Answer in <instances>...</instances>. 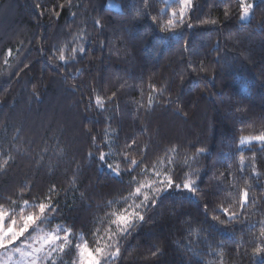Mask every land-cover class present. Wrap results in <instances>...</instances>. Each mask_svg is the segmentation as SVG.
<instances>
[{
  "label": "trees",
  "instance_id": "obj_1",
  "mask_svg": "<svg viewBox=\"0 0 264 264\" xmlns=\"http://www.w3.org/2000/svg\"><path fill=\"white\" fill-rule=\"evenodd\" d=\"M116 1L0 0V211L55 209L15 246L61 228L48 264L82 243L118 245L101 264H264V143L240 144L264 135V0L246 23L241 0H193L167 31L179 2ZM169 175L198 191L154 192Z\"/></svg>",
  "mask_w": 264,
  "mask_h": 264
},
{
  "label": "snow or ice",
  "instance_id": "obj_2",
  "mask_svg": "<svg viewBox=\"0 0 264 264\" xmlns=\"http://www.w3.org/2000/svg\"><path fill=\"white\" fill-rule=\"evenodd\" d=\"M182 6L179 12V19L177 20V13L173 12L172 17L173 19L168 20V24L164 26L161 31H167L168 28L174 27L177 24L183 23L184 19V9L188 7L191 4V0H181ZM241 7L244 12L245 18L247 17L248 13L253 9L254 5L251 4H245L243 0H241ZM97 24L100 22L97 21ZM165 37L161 36L160 39H164ZM218 50V49H217ZM73 53H76L77 51L81 54L84 53L85 49L83 47H79L77 49L72 50ZM61 62H65L64 55H60L59 57ZM252 139V138H249ZM254 139L259 140L261 142H264V135H260L258 137H255ZM241 143L243 144L244 141L242 140ZM106 157L104 153H101L99 156V160L101 163L105 161ZM135 163V162H133ZM107 167L110 170H113L114 174H118L115 169H112V165H107ZM159 175V174H157ZM159 184L163 187H158L153 189L154 192H159L161 194L163 193H171L176 192L178 194H183L184 191H187L188 193L194 194L196 191H198L197 188V182L193 180H186L182 183H176L175 180L169 175L165 179H162L159 181ZM142 187H149L151 186H142ZM141 192V188L136 189V193L139 195ZM246 196V193H245ZM159 196L149 197V195L144 194L143 199L139 204H136L134 206L135 209L144 208L145 210L149 206H155V204L158 202ZM131 207V206H130ZM206 207V206H205ZM39 213L40 215L37 216L35 214H29L22 217V223L19 224L16 219H11V223L8 224L5 220L6 213L0 211V249L7 250L9 246H12L16 244L17 241L21 239V237H24L25 233H28L31 231V225L40 220L41 223L44 221L41 220V217H44V220H47V216L45 215L46 212L55 211L54 207L50 204L40 203L38 205ZM233 219V215L228 216V221L230 222ZM144 215L140 211H128L125 210L123 213H121L118 216V219L116 221H113V223H117L121 230V235L128 234L129 230L135 227V224L137 221L143 222ZM226 221H220L221 224L225 223ZM262 236H264V232L261 233ZM35 239V238H33ZM67 239V237L65 238ZM59 236H48L43 238V244H46L50 249L53 251L55 250V241H59ZM32 245L29 244L28 248H31ZM60 250H64V244H60ZM14 251L20 254L21 258L24 257H33L31 264H36V261L40 259L39 256H35L34 253H40L43 251V248H36L34 251H24L21 247H15ZM254 255H259L264 257V245L257 246L254 250ZM105 249L102 247H96L94 250H90L87 245H84L82 247V250L80 252V264H101V258L107 260L112 259L115 256L119 254V247L117 245L116 250L114 253L109 252L106 256L104 255Z\"/></svg>",
  "mask_w": 264,
  "mask_h": 264
},
{
  "label": "rangeland",
  "instance_id": "obj_3",
  "mask_svg": "<svg viewBox=\"0 0 264 264\" xmlns=\"http://www.w3.org/2000/svg\"><path fill=\"white\" fill-rule=\"evenodd\" d=\"M173 1L179 2L180 6H182L181 0H166L167 6L170 5V3L173 2ZM192 2H193V0H191V4L184 9V13L187 12L193 6L192 5ZM243 2L245 4H251V5H254V6L256 4L255 3L256 0H243ZM107 7L111 8V9L112 8L113 9H117V10H120L121 9L120 8V3L117 2L116 0H108ZM252 11H253V9L248 13L247 17H245V18L242 19V17L244 16V12H243V9H242L241 17L239 19L240 22H244V23L249 22L250 19H251V17H252ZM258 136H260V135H258ZM258 136H251V135L243 136L241 138V140H240L241 146H246L249 143L250 144H253V143L263 144L264 142H261L259 140L254 139L255 137H258ZM249 138H252V139H249ZM242 140L244 141L243 144L241 143ZM133 210L138 211V209H135L133 207L130 208V209H128V211H133ZM115 219L117 220L118 219V216ZM5 220H6V222L8 224L11 223V221L10 222L8 221V214L7 213H6V216H5ZM115 225L117 227H119L117 223H115ZM60 230H61V228H54L51 231L37 230V231L34 232V235H32L30 238H28V240H26L24 243H22L20 245H17V246H15V244L12 245V246H9L7 250L0 249V264H31V261H32L33 257H24V258H21L20 257V254L14 251V248L15 247H21L24 251H34V249L41 248L42 247L43 248V251L42 252H40V253H34L35 256H39L40 257V259H38L36 261V264H48L52 260V258H54V256L61 251L60 250L61 239H63V238L65 239V236L64 235L62 236L61 233H59ZM48 236H59L60 237V240L59 241H55L54 242L55 243V250L54 251L52 249H50L46 244H43V238L44 237H48ZM33 238H35V239H33ZM29 244L32 245L31 248H28V245ZM84 245H86V244L82 243L79 246L78 258L76 260V264H80V258H81L80 257V252H81L82 247ZM87 247H88V245H87ZM101 247L104 248V246H101ZM88 248L90 250H94V249H92L90 247H88ZM115 250H114V252H115ZM102 260H103V258H101V261Z\"/></svg>",
  "mask_w": 264,
  "mask_h": 264
}]
</instances>
